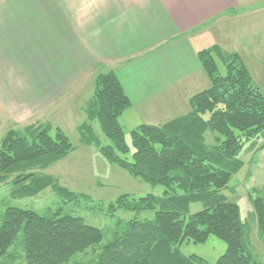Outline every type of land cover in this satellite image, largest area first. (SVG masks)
<instances>
[{
  "label": "trees",
  "instance_id": "16d2710c",
  "mask_svg": "<svg viewBox=\"0 0 264 264\" xmlns=\"http://www.w3.org/2000/svg\"><path fill=\"white\" fill-rule=\"evenodd\" d=\"M197 58L210 86L189 99L187 114L162 125L141 124L132 129L130 161L123 157L129 147L119 117L131 101L114 72L94 78L93 96L84 106L88 123L77 128L80 142L97 148L107 163L165 188L161 197L122 195L107 206V213L153 211V218L127 223L121 236L104 244L99 229L64 213L61 207L44 214L8 207L0 223V261L16 260L8 250L21 234L24 264H68L88 250L92 252L88 264H208L200 257L181 255L179 246L184 241L201 244L209 237L226 245L215 264H257L246 243L240 210L222 190L243 166L238 158L243 146L264 132V94L238 54L213 46L199 51ZM217 60L225 67L224 75L218 74ZM93 120L111 146L100 147L90 131ZM52 128L48 123L31 124L9 129L1 137L0 184L15 175L10 193L14 199L50 189L63 203L92 202L39 172L74 152L64 132L55 128L51 135ZM207 132L215 134L212 146L205 143ZM250 202L264 244V199ZM191 204H201L202 209L189 214Z\"/></svg>",
  "mask_w": 264,
  "mask_h": 264
},
{
  "label": "crops",
  "instance_id": "0c3cea01",
  "mask_svg": "<svg viewBox=\"0 0 264 264\" xmlns=\"http://www.w3.org/2000/svg\"><path fill=\"white\" fill-rule=\"evenodd\" d=\"M261 24L264 0H0V124L77 106L79 91L112 71L125 112L162 125L187 114L208 80L197 53L217 46L246 66L238 35Z\"/></svg>",
  "mask_w": 264,
  "mask_h": 264
},
{
  "label": "rangeland",
  "instance_id": "374dc122",
  "mask_svg": "<svg viewBox=\"0 0 264 264\" xmlns=\"http://www.w3.org/2000/svg\"><path fill=\"white\" fill-rule=\"evenodd\" d=\"M238 41L240 46L243 44V47H239L240 50L238 51H241V57L245 61L250 76L259 91L264 94L263 25L261 24L250 32L244 33V36L239 34ZM255 41H258V46H251ZM217 67L218 74L224 75L225 67L219 60H217ZM209 86V81L205 79V86H201L203 88L197 90L201 92ZM197 90L194 94L198 93ZM93 93L94 85H86L79 91L78 99H76L79 100V102H76L77 106L74 105L73 107V104H69L50 108L47 110L45 118H33V121H30L33 123L35 120L40 119L38 122L40 124L49 123L53 127L51 135L54 134V129L59 127L74 147V152L39 172L50 175L59 187L75 194L88 196L92 202L79 201L77 203L69 201L63 203V199L50 189H46L31 198L14 199L10 194L14 189L11 181L15 175H12L0 184V223L4 211L8 207L31 210L40 214L61 207L64 213L79 217L86 225L99 229L103 236L102 242L106 244L112 241L115 236H121L127 228V223L133 220L139 222L149 221L153 218V211L134 213L117 210L113 215L108 214L106 211L107 206L122 195H128L134 199L147 195L161 197L165 188L160 185L146 183L140 178L130 175L119 166L107 163L99 154L97 148L84 147L80 142L77 128L82 123H88L84 110L80 107L85 106L86 102L93 96ZM130 114L125 112L122 115L123 117L119 118L125 142L129 147V152L123 157L129 161L133 153L129 133L140 125L138 124V118ZM203 117L207 119V115ZM2 119L5 120L4 117H0V121ZM89 126L92 135L98 139L100 147L111 146L110 141L103 136L97 121L89 122ZM14 128V126L11 127L1 123L0 139L9 129ZM214 136L215 134L210 132L206 133L205 143L208 146L214 145ZM238 158L243 162V166L231 178L227 188L222 190V194L227 197L228 201L238 206L240 219L245 223L248 248L257 264H264V244L258 236L254 212L250 202L251 199L257 197L264 199V132L257 139L246 143ZM96 206H100V208H96ZM201 209V204H191L189 214ZM21 243L22 236L19 234L16 242L8 250L9 256L16 258V260L10 262L8 259H3L0 264H24L20 260L22 256ZM225 249V243L215 237H209L206 242L201 244L184 241L179 246L181 255L185 257L197 256L204 259L208 264H215L216 260L225 252ZM91 253V250H88L84 254H79L68 264H88Z\"/></svg>",
  "mask_w": 264,
  "mask_h": 264
}]
</instances>
